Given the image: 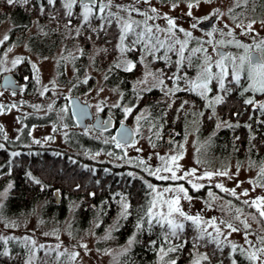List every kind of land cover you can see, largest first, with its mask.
Wrapping results in <instances>:
<instances>
[{
    "label": "rangeland",
    "instance_id": "rangeland-1",
    "mask_svg": "<svg viewBox=\"0 0 264 264\" xmlns=\"http://www.w3.org/2000/svg\"><path fill=\"white\" fill-rule=\"evenodd\" d=\"M62 1L65 5V0ZM189 3L193 4L191 9L188 8ZM108 4L109 0H98V6L92 8L91 14H102L103 12L99 11L100 6ZM254 5L255 0H210V2L199 0L198 4L197 0L166 2L159 0H148V2L145 0H111V6L105 7L104 12L114 16L113 19L116 21L120 33L125 21H138L139 23L133 25L135 31L127 35L123 45L119 40L118 53L112 58L111 66L108 65L105 68L94 63L97 48L92 46L88 52L83 54L81 48L71 41V37L76 33L75 28L72 30L70 27H66L60 40L56 42L54 50L47 54H39L31 51L27 45L28 37L40 30L38 22L31 21L23 37L17 38L18 36L12 35L8 44H4L10 36L13 25L7 16L1 18L0 77L5 73L17 75L15 67L23 60L28 63L33 73V79L29 82L26 76L20 78V80H24L23 88L20 91L0 89L1 148L8 147L11 156L18 153L20 149L26 152L50 149L52 152H65L72 158L80 157L86 162L107 164L116 168L124 167L120 172H124L130 177L140 178L148 190L146 208L148 220L155 219L166 223L165 219L158 215L162 212L167 216L168 212L167 205L162 204L157 196L158 192L163 193L164 199H171L178 195L180 196V209L187 216H199L201 219L197 224L178 213H174L170 217L171 219L181 224L191 221L200 233L208 234L228 244L232 251V245H236L235 251L239 252L249 264H264V252L258 251L264 248V243H261V239L264 238V217H261L257 209L252 206V201L264 197V175L261 172L264 169V159L254 162L248 155L242 158L231 156L223 158L211 154L208 150L211 137L223 122L219 121L209 134L200 136L198 129L201 115L195 111V107L181 111L183 119L179 138L175 140L173 135L165 136V134L163 145H158V141L161 139L158 136V131L143 123L150 116L147 107L142 106L137 111L133 110L134 102L129 100L122 102V96L117 86H112L113 84L107 82L110 68L125 70L131 63L134 65L133 68L139 69L136 78L131 83L134 93L139 96L140 92L159 87V80L152 74L149 56L156 52L172 51L180 56V44L176 41L185 39H189V42L185 48L183 59H181L190 58L197 62L198 71L193 81L196 80L202 69L205 56H210L213 59L212 63L215 69L213 73H218L213 47L232 49L229 54L239 57L244 55V49L237 48L235 43H230V41L238 40L245 44L242 39H247L255 48L256 44L264 40V23H261L264 21V11H254ZM153 8L156 9L155 12L152 11ZM133 9H139V12ZM83 11V7L80 6L79 12L82 17ZM189 11L192 13L191 16L188 15ZM214 12L216 13L213 16L215 19L209 30L205 32L197 27H192L194 23L207 20L204 18ZM173 14H180L185 18H172L175 27L170 32L167 18ZM147 17L152 18L148 19ZM82 20L84 19L82 18ZM252 21H255L252 31H248L247 26ZM147 27L152 28L151 33L146 31ZM181 28L186 32H191L192 37H185L184 32L179 30ZM229 31L232 32L231 36L228 35ZM141 32L144 33L141 42L132 44V41ZM209 32L212 33L211 36L208 35ZM5 36L8 38L5 39ZM158 41L163 42L164 46L161 47ZM220 41L224 42L223 45H220ZM131 46L137 48L140 53L138 56L140 63L137 65L126 59V51ZM121 47L124 48L123 52ZM197 47L206 49L207 52L193 53L192 49ZM159 57H161L160 54ZM17 60L19 63L14 64L13 62ZM225 63L231 69V60H226ZM117 65L119 66L117 67ZM85 81L87 82L85 83ZM81 84H85L88 88L81 91L79 89ZM72 96H77L81 102L88 104L93 114L101 113L104 110L106 114L115 117L114 112H116L120 116L119 122L128 124L135 133L133 143L117 147L113 138L108 140L91 126L81 129L72 120L68 121V99ZM126 108H131V112L125 114L124 109ZM204 117L206 118V116ZM72 135L98 140L101 142V146L106 143L108 147L105 150L92 151L76 149L68 141L72 139ZM170 138L172 141L168 142ZM172 156L180 157L176 162L179 165L178 168L176 164H172L170 160ZM160 157H164L169 162L178 177L184 176L185 178L160 180L149 175L148 171H145V167L153 171L156 168H163L164 161ZM140 161H143V164H140ZM192 169L196 170L195 175H186ZM218 172H227V175H213L210 179L205 177L206 173L215 174ZM159 175L170 176L171 174L162 171ZM199 177L205 178L199 179ZM193 183L201 185V187L193 188ZM148 184H152L155 191L150 189ZM217 184L223 185L225 189H234L236 196H233L231 191L217 188ZM181 185L187 189V195L191 199H185L184 193L175 191ZM165 188H171L173 191L164 192ZM188 188L196 193L202 188L206 189L204 194L200 195L190 193ZM213 188H216L220 193L213 192ZM9 189L10 183H6L0 189V238H3L0 239L1 253L10 249H21L29 260L36 258L40 251L50 254L60 264H120V255L130 247L129 241L132 242V238L119 246L110 244L109 235L116 228L119 216L99 234L94 231L98 225L96 220L91 221L86 229L76 230L73 226L75 203H67L66 217L57 223L44 219L41 214L42 203L36 204L29 214L15 218L5 217L1 213V205ZM245 191H247V195H243ZM153 201L156 202L155 207H152ZM244 201L249 203L245 204ZM149 208L152 209V217L148 215ZM213 220L215 227L212 226ZM221 221L231 222L239 231L232 232L226 223H221ZM242 222H246L248 227L245 228ZM217 227L220 229L219 234L216 231ZM84 245L87 247H83ZM253 252H256L258 258L250 260L248 257ZM73 254H75L74 258ZM164 256L165 252L159 250L154 264H170L165 261ZM201 259V254H195L187 264H197Z\"/></svg>",
    "mask_w": 264,
    "mask_h": 264
},
{
    "label": "trees",
    "instance_id": "trees-1",
    "mask_svg": "<svg viewBox=\"0 0 264 264\" xmlns=\"http://www.w3.org/2000/svg\"><path fill=\"white\" fill-rule=\"evenodd\" d=\"M253 8L256 12L264 11V0H255ZM71 12L69 16L61 0H55L54 4L42 3L41 6H37L34 0H28L26 4L17 2L11 5L7 0H0V19L8 16L13 25L4 44H8L12 35L23 37L31 21H36L40 30L28 37L27 45L35 53L47 54L54 50L66 27L72 30L75 28L76 33L71 37V41L81 48L82 53L85 54L93 46L97 48L94 63L102 68L111 66L112 58L118 52L120 34L115 21L110 16L99 17L93 14L86 22L82 20L77 6ZM15 70L19 78L26 76L28 82L33 79V73L26 61H21ZM138 72L137 68L126 71L112 67L107 82L117 86L122 102H134L133 110L147 107L150 116L143 123L158 131L161 138L158 145H163L164 135L169 128L181 132L183 115L180 113L182 110H179L180 104L170 99V96L162 95L158 88L140 92L139 96L134 93L131 83ZM87 88L85 84L79 86L81 91ZM188 104H194L196 112L200 113L197 108L201 106L200 102ZM228 105L229 108L224 111V106L219 104L215 108V114L220 120L236 122L232 117L235 111L232 107L234 103L229 101ZM114 113L118 123L120 116ZM260 119L257 123L252 118H246L244 131L236 133L230 128L214 134L208 146L209 152L223 158H242L248 155L254 162L262 161L264 114ZM67 120H72L70 114ZM214 122L215 117H201L199 135L209 134ZM97 133L108 140L113 138L111 131ZM68 141L76 149L92 151L105 150L108 147L106 143L101 146L98 140L81 135H72V139ZM16 154L18 155L11 156L8 147H0V189L10 183V189L1 205V213L5 217L15 218L29 214L36 204L42 203L41 214L44 219L57 223L66 217L67 203L70 202L75 203L73 226L79 231L86 229L91 221L96 220L98 225L94 231L99 234L119 216L116 228L109 235L110 244L119 246L132 238L130 247L119 257L120 264H154L159 250L165 252L164 259L170 264H187L195 254L202 255L198 264H249L239 252L232 251L228 244L200 233L191 221L183 222V229H177L176 235H172V229L166 223L152 219L149 224L146 216L148 190L140 178L120 172L124 167L86 162L80 157L72 158L65 152H52L50 149H39L35 152L20 149ZM36 179L41 183H35ZM188 189L190 193H196ZM205 189H200L196 194H204ZM55 191L60 197L58 204L55 203ZM212 191L220 193L216 188ZM124 205H127L126 210ZM171 248L175 250L169 251ZM205 256L207 259L203 258ZM0 264L60 263L50 254L40 251L36 258L29 260L23 250L10 249L5 253L0 252Z\"/></svg>",
    "mask_w": 264,
    "mask_h": 264
},
{
    "label": "snow or ice",
    "instance_id": "snow-or-ice-1",
    "mask_svg": "<svg viewBox=\"0 0 264 264\" xmlns=\"http://www.w3.org/2000/svg\"><path fill=\"white\" fill-rule=\"evenodd\" d=\"M17 2H21V3H28V0H7V3L9 5L13 4V3H17ZM47 2L49 4H54L55 0H47ZM82 7L84 9L83 11V19L87 22L89 20V16L92 13V6L94 5V0H80ZM145 2H148V0H145ZM205 2H210V0H205ZM77 3V0H65V7L68 9V15L70 16L72 14L71 9L73 7V5H75ZM199 3V0H197V4ZM107 6H111V0H109V4ZM105 5H101L99 8L100 12H104L105 7H107ZM173 7H175V5H173ZM193 7L192 3L188 4V8L191 9ZM134 11L139 12V9H133ZM153 12L156 11V9H152ZM218 11V10H217ZM109 15H111V13H109ZM189 16L192 15L191 11H189L188 13ZM216 13H212L210 14L209 17H205L204 19H210L211 16H215ZM148 19H151L152 17H147ZM168 19V25H169V31L171 32V30L175 27V23L174 20L172 18H167ZM138 21H125L124 24L122 25V29H121V33L119 35V40L121 42V45H123V42L126 40L127 35L129 33H132L135 31V29L133 28L134 24H138ZM255 23V21H252L251 23L248 24L247 28L248 31H252V25ZM261 23H264V21H261ZM197 24L194 23L192 25L193 28H196ZM239 27V25H238ZM181 32H184L185 37L187 38H191L192 37V33L191 32H186L183 28L179 29ZM146 31L148 33L152 32V28L151 27H147ZM215 31V29H214ZM209 36L212 35L211 32L208 33ZM229 36L232 35V32L229 31L228 33ZM144 37V33L141 32L137 35V38L135 40L132 41V44H139L141 42V40ZM8 37L5 36V39H7ZM189 42V39H185L183 41L177 40L176 43L180 44V49H179V54L181 56V58L183 59V54L185 51V48L187 47ZM161 47H163V42H159ZM199 43V42H198ZM208 43H211V41H208ZM220 45H223V41L219 42ZM230 43H235V46L237 48H242L244 49V55H241L239 57H233L230 54H225L221 51H219V49H216L217 54L219 56V59H217L215 61V66L216 68L219 69L218 73H213L212 71V58L210 56H205L204 58V64L202 66V69L200 71V73L198 74L197 78L195 81L191 82V89L192 91H197V94L199 96H201L204 99H207L206 93L210 92L212 89L209 88V84L211 83V81L213 79L217 80L219 83V88L225 92L230 91L231 89H227L225 87V79L229 76H231V80L235 82V85H240L241 84V78L242 75L245 77V79H247L248 81H250V83L248 84V86L246 88L243 89L244 92H247L249 90L253 91V92H261L264 93V40L260 41L258 44L255 45V48L257 51H259V55H253V49L252 46L247 45V44H243L238 40H234V41H230ZM119 47V45H118ZM169 48L171 49V46H169ZM121 51H124V48L121 47ZM207 52L206 49H202L201 47H197V48H193L192 52L193 53H198V52ZM151 54V53H149ZM226 60H231L232 64H231V72H229L228 67L226 66L225 61ZM238 60V63H237ZM14 64L19 63V60L14 61ZM179 63V61L177 62ZM119 65H117L118 67ZM35 67V66H33ZM134 65L129 63L128 66L126 67V71H131L133 69ZM176 79H180V77H176ZM87 81H85L86 83ZM160 84H163V80H160ZM171 91V90H170ZM223 102V97L222 96H216L214 100L209 101L208 102V107H212L213 108V113L215 112L214 109V105L215 104H219ZM184 103H187V101H185ZM246 104H253L254 101L251 99H248L245 101ZM183 106V105H182ZM259 107L261 110H264V102H261L259 104ZM99 110V109H98ZM125 114H128L131 112V108H126L124 109ZM231 126V125H229ZM217 127H219V125H217ZM128 136V132H122L121 133V139L122 140H126ZM114 140L116 139L115 137L113 138ZM37 143H39V141H36ZM116 145L117 147H121V141L117 140L116 141ZM0 147H2V145H0ZM139 151V149H138ZM14 155H18L16 153H14ZM180 157L178 156H172L170 157V160L172 162V164H176V162L179 160ZM160 159L162 161H164V166L163 168H156L154 171L145 167V171H148L149 175L155 176L157 179L160 180H177V179H184V176H177L176 171L173 170V167L170 166L169 162L167 160H165L164 157H160ZM140 164H143V161L139 162ZM176 167L178 168L179 165L176 164ZM168 172L171 175L170 176H163V175H159V173L161 172ZM195 169H192L190 172L186 173V175H195ZM262 175H264V169L261 170ZM213 175H227V172H218V173H206L205 177L207 178H211ZM205 177H199V179H203ZM35 183L40 184V180L36 179ZM191 183V181H190ZM148 187L150 189H153V191H155V188L153 187L152 184H148ZM193 188L198 189L199 187H201V185H197V184H192ZM217 188L222 189L223 191H231V194L233 196H236V192L234 189L229 190V189H225L223 185L221 184H217L216 185ZM173 189L171 188H165L164 192H172ZM176 192L179 193H184V198L185 199H191V197H189L187 195V189H185L183 187V185L179 186L178 188L175 189ZM247 191H245L243 193V195H247ZM157 196L160 198L161 203L162 204H166L167 208H168V212H167V216H165L164 213H159L158 215L161 216L162 218L165 219L167 225L172 229V235H176V230L177 229H183L184 225L181 223H176L173 219H171L170 217L173 216L174 213H178L180 216H183L185 219L187 220H192L194 223H199L200 222V217L196 216V217H192V216H187L179 207V202H180V196H174L171 199H164L163 198V193L158 192ZM155 201H153L152 207H155ZM245 204H248V201H244ZM252 206H254L257 211L259 212V215L261 217H264V197H259L257 198V200L252 201ZM125 210L127 209V205H124ZM126 214V213H125ZM148 215L149 217H152V209L149 208L148 210ZM152 220L149 219L148 223L151 224ZM221 223H226L225 221H221ZM244 223L245 228L248 227L246 222H242ZM212 226L215 227V223L214 220L212 222ZM226 226L231 229L232 232H237L239 231L238 228L234 227L233 224L231 222H227ZM217 233H220V229L217 227L216 228ZM3 239V238H0ZM33 243H35L33 241ZM129 243H131V241H129ZM261 243H264V238L261 239ZM41 247H43V245H41ZM83 247H87L86 245H84ZM236 245H232L233 251L236 250ZM175 248H171L169 249V251H174ZM258 251L260 252H264V248L259 249ZM75 257V254H73V258ZM204 259H207V257H203ZM250 260H255L257 259V254L256 252H253L249 255L248 257ZM174 264V262H173ZM198 264V262H197Z\"/></svg>",
    "mask_w": 264,
    "mask_h": 264
},
{
    "label": "flooded vegetation",
    "instance_id": "flooded-vegetation-1",
    "mask_svg": "<svg viewBox=\"0 0 264 264\" xmlns=\"http://www.w3.org/2000/svg\"><path fill=\"white\" fill-rule=\"evenodd\" d=\"M34 1L36 2L37 6H41L42 3H48L47 0H34ZM94 1H95V3L92 6V8H96L98 6V0H94ZM62 3H63V1H62ZM63 5H64V3H63ZM75 6L78 7V11H79V8H80V6H82V4H80L79 0H77V3L75 5H73L71 10H73ZM93 14H95V13H93ZM93 14H91V15H93ZM98 16L99 17L110 16L112 19L114 18L113 15L106 14L105 12H103L102 14H100ZM4 17H6V16H3L2 18H4ZM211 17H213V16H211ZM7 18H8V16H7ZM168 18H179V19H181V18H185V17H183L180 14H173V15H169ZM115 23H116V21H115ZM242 41L247 45H251L253 52L259 53V51H257L256 48H254V46L252 45V43L249 40H247V39L243 40L242 39ZM118 44H119V40H118ZM215 47H217V46H215ZM215 47H213L212 50H213V53L215 54L216 59H219V56L214 52ZM218 48H221V47H218ZM221 49H223V48H221ZM223 50L227 51L225 54H229L232 49L227 48V49H223ZM139 54H140L139 50L137 48L131 46L130 48L127 49L125 55H126V59H128L129 61H133L134 63H140L139 58H138ZM159 54L161 57H159ZM149 59L151 62L150 66L152 67V69L151 68L150 69L152 70L153 76L157 77L159 82H160V80H163V84L159 83L160 86L157 87L158 90L160 91V93L162 95H165V96H170V99H172L175 102H179V104H180L179 110L180 111L181 110L183 111V109H187V110L193 109L195 107L193 102H196V101L198 103L200 102L201 106H199L197 108L200 110L199 114L200 115L202 114L201 117H203V116H206L207 118L215 117V122L213 124L212 130L215 129V126L219 121L221 123L223 122L222 126L219 127L217 130H215V134L221 130L230 129V128H233V131H235L236 133L240 132L242 130L244 131L245 125H246V122H245L246 118L247 119L252 118L257 123L260 122V120H261L260 117L262 114H264V110L260 109L259 104L261 102H264V93L253 92L251 90L244 92L243 89L248 86L250 81L245 79V77L243 75L241 78V84L240 85H235V82L231 80V76H229L225 79V87L227 89H231L228 92L221 90L219 88L218 81L213 79L211 81V83L209 84V88H211L212 90L210 92L206 93L207 99H204L197 94L198 90L197 91L190 90L191 89V82L193 81V78H195V75L197 74V71H198L197 62L195 60H192L190 58H187V59L185 58V60H182L181 57L178 56V53H175L173 51L167 52V53H161V52H159V53L156 52L155 54L152 53L151 56H149ZM178 61H179V63H177ZM213 65L214 64L212 63V71L215 70ZM116 69H120V68H116ZM229 72H231V69H229ZM13 76L16 79V83L22 85V88H23L24 80H20V78L15 74H13ZM176 77H180V79H176ZM157 88H153V89H157ZM153 89H150V90H153ZM150 90H148V91H150ZM216 96H222L223 97V102L219 103V104H222L224 106V108H223L224 111H227V109L229 108V105H228L229 101L234 103V106L232 105V107L235 111L233 112L232 117L234 119H236V122H227V121H223L220 119L218 120V116L215 114V112L213 113V108L207 106L208 102L214 100ZM248 99L253 100L254 103L253 104H246L245 101ZM185 101H187V103H184ZM189 102H192V104H193L190 107L188 104ZM219 104H215L213 106L214 109ZM224 104H226V105H224ZM68 110H69V103H68ZM195 111H196V108H195ZM69 114H70V110H69ZM97 114L104 115L106 113L101 112V113H97ZM97 114H93V118H95V116ZM181 115H182V113H181ZM70 116H71V114H70ZM111 117L114 119V121H115L114 123L116 125L117 122H116L115 118L113 116H111ZM71 119L73 122H75L72 116H71ZM237 120H239V121H237ZM118 123H120V122H118ZM229 125H231V126H229ZM89 126H91V123L86 121V128ZM200 130L201 129L199 126L198 131H200ZM95 131H97V132H109V131H101V130H95ZM110 131L112 132V136H113V130H110ZM169 134L173 135V139H175V140H177L179 138V135H180V133L177 132V130H175L173 128H169L167 130V133L165 136H168Z\"/></svg>",
    "mask_w": 264,
    "mask_h": 264
},
{
    "label": "water",
    "instance_id": "water-1",
    "mask_svg": "<svg viewBox=\"0 0 264 264\" xmlns=\"http://www.w3.org/2000/svg\"><path fill=\"white\" fill-rule=\"evenodd\" d=\"M79 3L81 4L80 0ZM214 19H215L214 17H211L210 19H207L205 21L198 22L197 27L204 31H207L210 29ZM216 49H219V51L223 53L227 52L221 48L215 47L214 52L216 54H217ZM253 55H259V53L253 52ZM0 89L17 92L22 89V86L16 83V79L13 76V74L5 73L0 77ZM68 103H69L70 114L73 117L75 123L81 129L86 128V121H88L91 123V127L95 130H101V131L113 130V138L114 137L116 138L114 141L116 142L117 140H120L121 145H129L133 143V141L135 140V133L128 124L120 122L115 125L114 119L109 114H104V115L97 114L95 118H93V114L90 110L89 105L81 102V100L77 96L70 97L68 99ZM125 131L128 132V136L126 140H122L121 133ZM170 141H172V138L168 139V142ZM54 195H55V203L58 204L60 200L58 192L55 191Z\"/></svg>",
    "mask_w": 264,
    "mask_h": 264
}]
</instances>
